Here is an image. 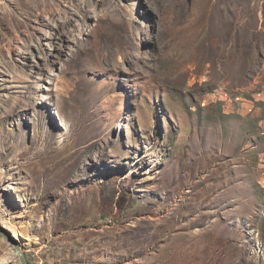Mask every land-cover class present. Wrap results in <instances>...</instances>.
<instances>
[{"label":"rangeland","instance_id":"1","mask_svg":"<svg viewBox=\"0 0 264 264\" xmlns=\"http://www.w3.org/2000/svg\"><path fill=\"white\" fill-rule=\"evenodd\" d=\"M264 264V0H0V264Z\"/></svg>","mask_w":264,"mask_h":264},{"label":"water","instance_id":"2","mask_svg":"<svg viewBox=\"0 0 264 264\" xmlns=\"http://www.w3.org/2000/svg\"><path fill=\"white\" fill-rule=\"evenodd\" d=\"M12 244L14 245L16 254H17L21 264H28L27 259H26L25 255L23 254V252L21 251V248L19 247L17 242L12 240Z\"/></svg>","mask_w":264,"mask_h":264}]
</instances>
